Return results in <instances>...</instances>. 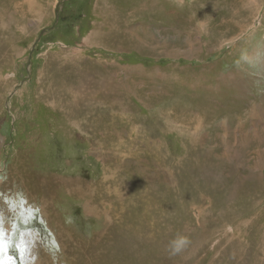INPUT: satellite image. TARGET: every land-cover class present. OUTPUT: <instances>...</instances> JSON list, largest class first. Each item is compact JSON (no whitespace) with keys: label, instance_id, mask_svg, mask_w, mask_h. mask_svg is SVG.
Masks as SVG:
<instances>
[{"label":"rangeland","instance_id":"rangeland-1","mask_svg":"<svg viewBox=\"0 0 264 264\" xmlns=\"http://www.w3.org/2000/svg\"><path fill=\"white\" fill-rule=\"evenodd\" d=\"M0 231V264H264V0H0Z\"/></svg>","mask_w":264,"mask_h":264},{"label":"clouds","instance_id":"clouds-1","mask_svg":"<svg viewBox=\"0 0 264 264\" xmlns=\"http://www.w3.org/2000/svg\"><path fill=\"white\" fill-rule=\"evenodd\" d=\"M188 241L186 239H182L179 244L175 241L171 242L169 247H170V251L173 255L177 254L179 251H181L182 246L187 244Z\"/></svg>","mask_w":264,"mask_h":264},{"label":"snow or ice","instance_id":"snow-or-ice-1","mask_svg":"<svg viewBox=\"0 0 264 264\" xmlns=\"http://www.w3.org/2000/svg\"><path fill=\"white\" fill-rule=\"evenodd\" d=\"M2 237H3V233L2 231H0V239H2ZM0 247H3V245H0Z\"/></svg>","mask_w":264,"mask_h":264},{"label":"bare ground","instance_id":"bare-ground-1","mask_svg":"<svg viewBox=\"0 0 264 264\" xmlns=\"http://www.w3.org/2000/svg\"><path fill=\"white\" fill-rule=\"evenodd\" d=\"M56 96V95H55ZM52 103V102H51ZM33 104V103H32ZM69 112V111H68Z\"/></svg>","mask_w":264,"mask_h":264}]
</instances>
